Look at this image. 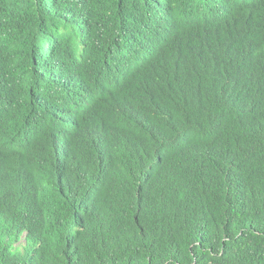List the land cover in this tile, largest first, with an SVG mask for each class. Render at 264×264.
Returning a JSON list of instances; mask_svg holds the SVG:
<instances>
[{
	"label": "trees",
	"instance_id": "1",
	"mask_svg": "<svg viewBox=\"0 0 264 264\" xmlns=\"http://www.w3.org/2000/svg\"><path fill=\"white\" fill-rule=\"evenodd\" d=\"M0 264H264V0H0Z\"/></svg>",
	"mask_w": 264,
	"mask_h": 264
}]
</instances>
